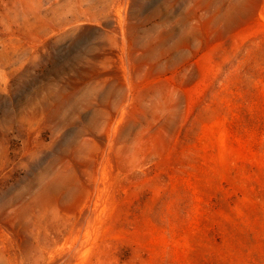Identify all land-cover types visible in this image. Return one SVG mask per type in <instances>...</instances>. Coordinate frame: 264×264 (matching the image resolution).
Masks as SVG:
<instances>
[{"label": "rangeland", "instance_id": "rangeland-1", "mask_svg": "<svg viewBox=\"0 0 264 264\" xmlns=\"http://www.w3.org/2000/svg\"><path fill=\"white\" fill-rule=\"evenodd\" d=\"M133 2L127 88L98 2L0 0V264H264V0Z\"/></svg>", "mask_w": 264, "mask_h": 264}, {"label": "bare ground", "instance_id": "bare-ground-1", "mask_svg": "<svg viewBox=\"0 0 264 264\" xmlns=\"http://www.w3.org/2000/svg\"><path fill=\"white\" fill-rule=\"evenodd\" d=\"M171 1L176 2L177 0ZM185 1L188 6L192 5V0ZM97 2L101 5V10L107 11L110 19L112 18V21L116 23L118 32V44L116 48H112V46L107 47L106 53L110 56L103 64V69L100 71V74L105 76L117 73L120 76L121 84L130 88L137 69H139L143 62L147 60L145 58L148 53H150V46L146 47L148 43L145 44L137 32V21H139V19L133 14L132 9L134 2L133 0H95V3ZM77 18L78 17L68 18L66 23L60 27L61 30L64 31L71 26H76L79 36L86 34L92 26ZM62 23L63 22H61V24ZM161 41L163 43V40ZM161 41L158 40L157 46L161 44ZM39 49V43H30L20 59L26 64H30L34 60L35 54L39 51ZM153 55L156 54L154 53ZM149 56H151V54ZM123 106L124 103L122 102L120 106L112 112L114 116L112 130L114 132L118 129ZM103 175L104 178L107 177L106 172H104Z\"/></svg>", "mask_w": 264, "mask_h": 264}]
</instances>
